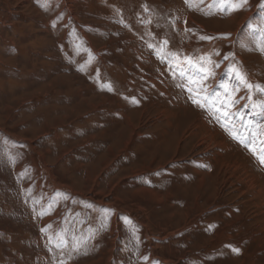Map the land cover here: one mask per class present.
Returning <instances> with one entry per match:
<instances>
[{"label":"rangeland","instance_id":"1","mask_svg":"<svg viewBox=\"0 0 264 264\" xmlns=\"http://www.w3.org/2000/svg\"><path fill=\"white\" fill-rule=\"evenodd\" d=\"M235 2L0 0V264H264V5Z\"/></svg>","mask_w":264,"mask_h":264},{"label":"snow or ice","instance_id":"2","mask_svg":"<svg viewBox=\"0 0 264 264\" xmlns=\"http://www.w3.org/2000/svg\"><path fill=\"white\" fill-rule=\"evenodd\" d=\"M189 2V0H186V3ZM244 3H246V0H236V2L232 5L233 10L239 9ZM262 5H264V0H262ZM264 19V18H262ZM203 39H210L208 37H202ZM262 51H264V48H262ZM251 87V85H249ZM196 103V101H194ZM234 251H238L234 249Z\"/></svg>","mask_w":264,"mask_h":264}]
</instances>
